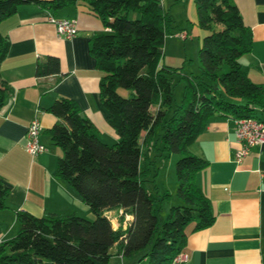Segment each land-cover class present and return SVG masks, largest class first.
I'll return each mask as SVG.
<instances>
[{"label": "trees", "instance_id": "trees-1", "mask_svg": "<svg viewBox=\"0 0 264 264\" xmlns=\"http://www.w3.org/2000/svg\"><path fill=\"white\" fill-rule=\"evenodd\" d=\"M79 0H0V21L21 6L38 4L51 13ZM107 31L90 39V52L99 79V95L106 121L117 133L112 144L101 140L92 121L77 102L58 97L47 111L58 120L47 129L62 150L53 175L73 187L94 217L46 212L37 217L16 210L18 232L0 243V264H115V254L170 264L186 241V228H206L214 222L210 200L196 184V174L207 166L189 146L215 114L256 117L264 112V87L248 76L240 58L252 49V30L232 0H194L196 23L206 31L198 59L201 72L184 75L181 67L165 65L163 46L175 34V19L161 0H82ZM9 41L0 33V65ZM59 72V62L48 56L37 63L38 76ZM183 80L180 103L173 93V75ZM128 92L123 96L119 91ZM9 92L0 74V108ZM226 97L242 101H229ZM155 108V110H152ZM157 129L161 130L159 135ZM159 142L161 145L159 146ZM154 151V154H152ZM175 161L176 204L161 219L162 201L155 183L156 158ZM153 184L156 194L148 188ZM9 185L0 178V210L5 209ZM122 209L132 216L126 228H113L105 213Z\"/></svg>", "mask_w": 264, "mask_h": 264}, {"label": "crops", "instance_id": "crops-1", "mask_svg": "<svg viewBox=\"0 0 264 264\" xmlns=\"http://www.w3.org/2000/svg\"><path fill=\"white\" fill-rule=\"evenodd\" d=\"M165 1L162 0L163 6ZM168 2L169 11L172 5H187L185 14L180 15L181 26L177 27L179 33L186 34L181 39L197 35L201 43L206 31L196 23L194 0ZM232 2L252 30V49L240 62L249 78L264 87V0ZM48 14L76 19L77 34L72 39L58 37L47 20ZM102 31L107 29L82 0L55 13L35 3L25 4L0 21V33L9 41L0 65L1 77L9 87L0 108V178L10 187L7 207L0 210V243L18 232L16 210L37 217L46 212L94 217L76 190L52 173L62 150L47 133L58 120L47 108L58 97L70 98L95 125L103 142L118 141L100 100L102 72L90 52L91 37ZM48 56L58 59L59 72L38 76L36 65ZM34 118L42 126L39 141L45 147L37 156L28 154L24 147L27 126ZM240 148L235 137V118L218 113L208 118L204 130L189 146L191 153L208 161L197 172L196 184L210 200L215 219L203 229L191 231V225L186 228L181 250L188 255L185 264H264V143L251 147L236 161L235 152ZM122 212L117 209L105 213L114 229H124L131 222L132 216L127 213L120 221ZM112 252L111 263L140 264L116 255L115 247Z\"/></svg>", "mask_w": 264, "mask_h": 264}, {"label": "rangeland", "instance_id": "rangeland-1", "mask_svg": "<svg viewBox=\"0 0 264 264\" xmlns=\"http://www.w3.org/2000/svg\"><path fill=\"white\" fill-rule=\"evenodd\" d=\"M162 1V0H161ZM171 3L168 0L164 3V8L169 9ZM187 11L186 4H179L177 6L172 5L171 14L175 17V25L180 27V15L185 14ZM179 34L178 28L175 29V34L168 35L165 38L164 46L162 49L163 52V60L162 62L165 65L173 66V67H183L181 73L184 75L189 74H199L201 72V67L198 59V50L200 46V39L197 35L190 36L188 39L183 41L180 37L177 36ZM173 93L175 103H180L182 97L183 90V80L180 79L179 74L173 75ZM123 96H126L128 92L126 90L121 89L119 91ZM229 101L239 102L242 101L238 98L226 97ZM256 114L260 117L264 118V112L257 111ZM161 133L160 129H157L156 134L159 135ZM115 143V142H114ZM111 144V143H110ZM161 143L159 142V146ZM154 154V151H152ZM178 155L172 154L168 160L163 161L161 158H156V165L160 166V171L156 176L155 183L158 187V191L162 194L165 191H170L172 194L171 200L162 201V209L160 211L161 219H165V215L168 212V209L171 205L176 204L178 202L177 197L175 196L176 189V177H175V161L177 160ZM149 190L155 195L156 190L153 188L152 183H148ZM140 264H146L144 260L139 262Z\"/></svg>", "mask_w": 264, "mask_h": 264}, {"label": "built area", "instance_id": "built-area-1", "mask_svg": "<svg viewBox=\"0 0 264 264\" xmlns=\"http://www.w3.org/2000/svg\"><path fill=\"white\" fill-rule=\"evenodd\" d=\"M47 20L55 28L58 37L72 39L77 34V21L74 18H56L48 14ZM178 37L185 39V33L177 34ZM42 126L37 118L31 120L25 133V150L31 156H37L45 150L39 141ZM235 137L241 144V148L235 152L236 161L241 160L251 147L259 146L264 143V120L256 117L235 118ZM109 219V216H107ZM188 255L183 251L177 253L170 264H185ZM138 264V263H134Z\"/></svg>", "mask_w": 264, "mask_h": 264}]
</instances>
